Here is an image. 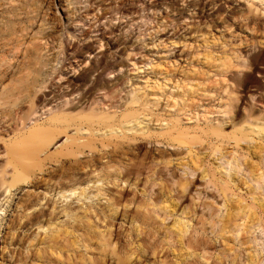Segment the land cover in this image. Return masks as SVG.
<instances>
[{"label":"bare ground","instance_id":"obj_1","mask_svg":"<svg viewBox=\"0 0 264 264\" xmlns=\"http://www.w3.org/2000/svg\"><path fill=\"white\" fill-rule=\"evenodd\" d=\"M246 1L245 11L208 18L204 0L189 3L183 19L197 15V28L182 42L170 23L151 27L166 30L164 40L145 43L133 33L142 18L123 1L56 0L57 19L48 0H0V217L8 213L0 264H166L155 235L169 218L181 256L172 254L174 264H207L204 245L184 239L195 210L175 209L173 193L191 181L166 188L168 167L200 172L221 197L199 204L215 209L207 224L216 237L250 245L239 264H263L253 234L264 233V0ZM100 10L111 16L90 25L96 35L69 33ZM71 39L83 44L69 50ZM123 48L133 69L120 80ZM157 48L185 56L188 69L167 58L133 61ZM142 70L153 81L138 80ZM152 144L176 150L143 151ZM153 186L151 198L125 195L134 188L146 197Z\"/></svg>","mask_w":264,"mask_h":264},{"label":"rangeland","instance_id":"obj_2","mask_svg":"<svg viewBox=\"0 0 264 264\" xmlns=\"http://www.w3.org/2000/svg\"><path fill=\"white\" fill-rule=\"evenodd\" d=\"M72 1L74 2V0H71V2ZM110 1L111 0H107L106 3L108 4ZM120 1H123V4H125V6H129L133 9H135L136 12L138 13V15H140V17L142 18L141 21L137 22L135 24V26L133 27V28H135V27L139 28V29H136L133 33H136V36L140 35L142 40L145 43L155 41V39L158 37H161L162 40H164L166 38L164 36V33L166 32V30L175 26V24H176V31L173 33V36H171V37L176 38L177 40L180 39V41H181L182 36H184V34H188L190 32V30L197 28L196 25H194L195 22L192 23L194 19H195V21H197V15L188 16L189 18H186L185 20L183 19V17H185L186 5L189 3L199 2L200 0H116L115 5H112V6L117 7L120 4ZM48 2H50L51 11H52V14H54V17L57 15L58 17L56 16L55 18L61 19L62 18V16H61L62 12H61V10L58 9L57 5H55L56 0H48ZM247 2L248 1H246V0H204V4L207 5V11L205 13H202V17L208 18V17H211V14H216V15L218 14V15H222V17H224V16H226V14L231 15L233 9L234 10L240 9V10L245 11L248 9L247 8L248 7ZM212 5H216V6H214V8L211 9ZM87 10H89V9L87 8ZM54 12H57V14H55ZM106 13H108V14H106ZM80 14L81 15L84 14V9L80 12ZM109 15L111 16V14L109 12H105L104 10H100L99 12H97V19H100V21L96 22L97 19L92 20V18L88 17L86 20L81 19V22L75 24L72 27V29L68 28L67 30L69 31V33H71L72 35H75L76 37H78L82 41L84 38H86L88 36L96 35L94 33L90 34V32L93 31V28L97 27L99 25V23H104L106 21V19H108L110 17ZM103 16L106 19H103V18L101 19V17H103ZM256 17H258V15H256ZM256 17H255V19H256ZM226 18L229 19L228 16ZM74 20L78 21L79 20L78 16ZM93 23H95V25H94L95 27L89 28L90 25H93ZM117 23L118 22H115L116 25H117ZM170 23H171V25L173 24L171 27L169 26ZM157 24L159 25V27L164 28L167 26V28L165 31L155 35V34H153L152 29L155 28V26H158ZM185 25H189L190 29L187 30L186 27H184ZM66 27L67 26H65V28ZM148 27H150V28H148ZM151 27H153V28H151ZM147 34H149V36ZM150 35H152V36H150ZM151 37H152V39H151ZM192 39H194V38H189L188 35L185 37V40H187L188 42L190 41L191 43H194V42H192V41H194ZM182 40H183V38H182ZM70 42H71L70 44H72L73 46L71 45L69 47V50H71L72 47H75V48L77 46L81 47V45L83 44V42H79V41L76 42V39H71ZM127 45H129L128 42L125 43V47ZM179 48H180V46L177 45L175 50H177ZM124 50H125V48L121 49L119 51V53H117V55H119V57H120V59H118V62H120L122 65L121 71L118 72V78L120 80L125 79L129 74L128 71H132V69H133L132 66L129 65V63H128V59L130 57L128 59H126V58H123V55L121 54L124 52ZM139 56H141L142 59H139ZM146 56L154 59L155 63L163 64L165 62V59H163V58H167L168 60L173 62L174 65L179 69L187 70L189 67L188 64L185 63V60H183V58L185 59V56H179L178 53L176 54V56H174V55L171 56L169 54L163 55V50L161 48H157V49H155V51L149 52V53H148V51L146 52L144 50L140 54L138 53L135 56V59L133 61L140 62L141 60H144L146 58ZM174 61H177V62L175 63ZM136 74H139L137 76L142 77V78H139L138 80L144 79V80H148V81H151V80L153 81L152 76L143 70L140 71L139 73H136V72L134 73V75H136ZM116 75H117V73L112 74L110 76L109 80H112L113 77ZM194 97L196 100L198 99L197 96H194ZM151 109H153L152 112L154 114L160 113V111H159L160 107H158L157 109H155V108H151ZM148 113H151V110H148ZM61 141H63V139ZM199 148H202V147H199ZM158 149L168 150V151L176 150V148L152 144V145L145 146L143 151L149 150L153 154L154 152H157ZM210 158H205L203 165H205L206 167H209V164L211 163ZM182 169H183V171H182ZM182 169H177L176 167H168L166 170L163 171V173L171 174L170 176L167 177L168 180L166 182V188H172L175 191H176V188L178 190V187H177L178 181L185 180V179H188L191 181V183L188 186L187 191L185 193H183V194L178 193L177 194V191L175 193H173L175 195L181 196L180 198H177V197L175 198L176 202H177L175 209L179 210L178 215H179L180 210L183 209V207H185L188 211L193 210V209L195 210V212H194L195 214L191 215L193 213L192 212L190 214L191 216L189 215V217H191V219H193L192 224L194 225V227L190 231L189 237L188 238L185 237L184 239L185 240H192L193 242H200L201 244L204 245L202 253L204 255V258L208 260L207 264H212V263L216 264V262L218 264L219 261L216 258H221L222 262H225V260L230 261L231 259L235 258L237 264L245 261L246 249L250 245H244L242 247H239L238 245H233L231 243L230 238L226 237L223 240L219 237H216V235H217L216 228H211L210 225L207 224L208 221L206 220L207 215L213 213L215 211V209L205 208V207L203 208L202 205L199 206V204L204 203V202H213L214 205L216 206V204L221 200V197H219L217 195L216 191L214 189H212L209 185H205L206 184L205 181L200 180V172L199 171L192 174L188 168H182ZM147 186L148 185L144 186L141 184L138 186L137 189L141 190L143 188H147ZM28 189H29L28 186L23 187L22 192L19 195L28 191ZM156 189H157V186H153L152 188H149L147 190V196L146 197L141 195V193L139 191L135 190L134 188L130 189V190L128 189V191L125 192V195L128 197H134V198L138 197L139 200L144 199V198L146 199V198L153 197ZM18 192L19 191L12 192L10 199H12L13 197H14L13 200L16 199L18 197L17 196ZM5 207H6V204L4 205L3 208H5ZM160 214L163 218L164 213L160 212ZM7 215H8V213H5V211H3V213H1V217H0L1 223L0 224L3 223L2 226H4L6 218H8ZM172 220H173V218L167 219L164 223L165 226H163V228L155 235L159 241L164 240V242L162 243L164 251H163V253H161V254H164V256H163L164 258H162L161 261H164L166 264H174L176 262L175 257L172 254H176L177 257H181L179 255V247H178V243L176 241V238L168 230V228L172 224ZM215 220H216L215 217L210 219L211 222H214ZM0 229H1L0 231L2 232L1 234L3 235L4 230L2 231V227H0ZM211 231L213 233H210ZM1 234H0V236H2ZM253 235L258 238V244H259L258 248L261 250V256L263 258V264H264V233L262 231L258 230ZM147 258H148V261H150V262L154 260L152 258H149V256ZM192 259H189V260L194 262V259L193 260ZM154 261H157V259ZM228 261H226L225 264Z\"/></svg>","mask_w":264,"mask_h":264}]
</instances>
